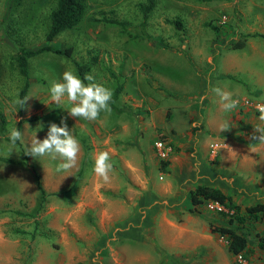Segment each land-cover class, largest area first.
Listing matches in <instances>:
<instances>
[{"label": "rangeland", "instance_id": "obj_1", "mask_svg": "<svg viewBox=\"0 0 264 264\" xmlns=\"http://www.w3.org/2000/svg\"><path fill=\"white\" fill-rule=\"evenodd\" d=\"M55 2L0 0V264H264V218L243 228V260L209 232L208 223H224L220 206L189 201L205 184L241 206L264 203V144L251 139L264 103V0H153L145 18L148 0H84L78 24L50 41L71 55L29 57L23 76L15 55L45 43ZM74 62L112 92L120 85L96 121L71 117L66 97L50 102L52 81L79 76ZM25 83L30 98L19 108ZM210 87L238 107L223 111ZM62 118L80 143L70 173L23 153L38 124L43 140ZM13 128L23 143L9 155ZM157 140L169 147L164 156ZM99 151L113 164L108 183L93 172Z\"/></svg>", "mask_w": 264, "mask_h": 264}, {"label": "clouds", "instance_id": "obj_2", "mask_svg": "<svg viewBox=\"0 0 264 264\" xmlns=\"http://www.w3.org/2000/svg\"><path fill=\"white\" fill-rule=\"evenodd\" d=\"M210 90L219 97L223 111L231 112L238 107L240 102L238 99H233L231 93L219 87H210ZM49 92L51 97L50 102H55L57 105L62 104L64 98H67V103L71 105L67 111L71 117L82 118L87 121H96L101 112L111 111L110 101L113 96L112 90L95 82L94 76L89 73H86L83 79H81L72 71H65L62 74V82L52 81L50 83ZM29 98L30 96L17 98L13 103L19 105V108H22ZM205 98L201 97V102ZM255 107L259 112L260 123L254 127L251 139L258 140V143L264 144V103H257ZM61 125L58 126L56 123H49L46 137L40 140L36 138V132L43 130V124H38V130L35 132L31 141L25 143L23 153L34 159L47 156L53 161H59L56 166V171L70 173L72 169L77 167L80 143L72 134L71 130H69L64 118L61 119ZM229 129L230 125L228 121H224L219 126L221 132ZM9 140L12 146L8 149V154L10 155L17 141L23 143L21 131L17 128L11 129ZM93 159V172L104 183H108L110 181L109 174L113 171V164L111 163L109 152L99 151L94 155Z\"/></svg>", "mask_w": 264, "mask_h": 264}, {"label": "trees", "instance_id": "obj_3", "mask_svg": "<svg viewBox=\"0 0 264 264\" xmlns=\"http://www.w3.org/2000/svg\"><path fill=\"white\" fill-rule=\"evenodd\" d=\"M153 0H148V3L140 7L142 17L145 18L147 12L152 8ZM85 13L84 0H56L54 8L49 14V24L45 34V43L34 49H21L15 55V60L18 65V71L23 76L27 74V58L33 57L42 52L48 51L54 54L63 55L69 57L71 55V47L57 48L50 44L51 39L57 35L60 31L70 29L74 27L82 19ZM178 25V22H176ZM179 26V25H178ZM239 40L233 43V46H240ZM75 70L79 77L83 79L85 69L87 65L73 63ZM27 83L24 84L19 93V98H23ZM120 91V85L114 88L112 102L116 99L118 92ZM4 120L0 115V131L3 128ZM166 160L162 161L164 165ZM37 180V177H36ZM75 182L65 191L61 192L63 196L69 195ZM37 187L43 197V191L39 187L38 181ZM189 201L192 205H197L202 201H210L220 206L218 210L219 215L224 219L223 224H215L213 222L208 223V229L210 233L216 234L218 237L224 238L226 242V250L231 255H239L243 260L247 258L248 246L247 238L244 232L245 226L251 227L255 222L264 218V203L261 201H255L251 204L241 206L235 203L231 196L224 193L219 188L214 186H208L205 184H197L189 191ZM263 235L260 237L261 247L264 246V229ZM232 264H238L233 261Z\"/></svg>", "mask_w": 264, "mask_h": 264}, {"label": "built area", "instance_id": "obj_4", "mask_svg": "<svg viewBox=\"0 0 264 264\" xmlns=\"http://www.w3.org/2000/svg\"><path fill=\"white\" fill-rule=\"evenodd\" d=\"M154 145H155V149L161 156H164L166 152L169 150V147L166 146L161 140H157Z\"/></svg>", "mask_w": 264, "mask_h": 264}, {"label": "crops", "instance_id": "obj_5", "mask_svg": "<svg viewBox=\"0 0 264 264\" xmlns=\"http://www.w3.org/2000/svg\"><path fill=\"white\" fill-rule=\"evenodd\" d=\"M263 20V19H262ZM259 22H264V20L263 21H258L257 23H259ZM261 35H264V34H261Z\"/></svg>", "mask_w": 264, "mask_h": 264}]
</instances>
